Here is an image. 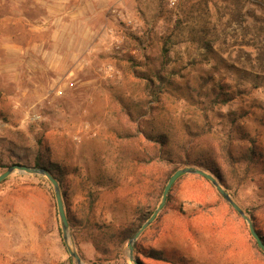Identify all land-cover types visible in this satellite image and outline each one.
Segmentation results:
<instances>
[{"label":"rangeland","instance_id":"rangeland-1","mask_svg":"<svg viewBox=\"0 0 264 264\" xmlns=\"http://www.w3.org/2000/svg\"><path fill=\"white\" fill-rule=\"evenodd\" d=\"M261 49L264 0H0V175L36 155L60 166L74 226L64 241L49 180L14 171L0 183V264H77L68 250L81 264H132L128 244L118 256L97 226L141 225L172 168L210 172L198 163L264 237ZM219 89L228 102L214 100ZM168 198L144 249L181 264H264L210 181L183 175Z\"/></svg>","mask_w":264,"mask_h":264},{"label":"trees","instance_id":"trees-1","mask_svg":"<svg viewBox=\"0 0 264 264\" xmlns=\"http://www.w3.org/2000/svg\"><path fill=\"white\" fill-rule=\"evenodd\" d=\"M263 52L264 51H262V49H261L259 51V54L262 55ZM259 62H260L259 63L260 67H262L261 62H263V60L260 59ZM212 94L214 95V100L215 101L220 100L221 104L228 102L229 96H230L229 93H226V91H223L221 89H219L218 92L217 91H212ZM0 117H2V116L0 115ZM232 122L234 123L235 121L233 120ZM164 143H165V138L162 136L160 138V140L155 141V143H154L155 145L154 146H158V148H159V147H162L164 145ZM159 150L160 151H158L157 153H154V155L150 158V160H160V159H162V157L160 156L161 149H159ZM227 158L230 161L232 160V156H231L229 151H228ZM244 159L249 161V162H251L253 160H256V153H255V150H254L253 146L247 149V152L244 154ZM196 164H197V162H196ZM198 165H199V167H202L204 170L210 171L209 172L210 175H212L214 178H216L221 183V181H220L221 177H219V175H217L216 173L211 171L209 167H206L202 163H198ZM32 167L46 169L50 173V175L56 180V182L59 185L60 190L63 188V182H64L63 179H64V176L66 174L64 173V170L60 166H58L57 164L51 163L48 160H43L42 158H40V156L36 155V157L34 158V163H33ZM178 170H179L178 167H173L171 172H170V174H169L168 179ZM182 177L183 176L179 177L176 181H178ZM199 177L203 178L202 176H199ZM168 179H167V181H168ZM203 179H205V178H203ZM205 180L208 181L207 179H205ZM166 200L167 201L169 200L168 195H167ZM152 214L153 213L146 214L143 218H141L140 219V222H142L141 225L139 224V225H135L134 227L133 226L126 227V228L121 229V230H115L113 227H110V226H97V230L99 231V230L106 229L108 232H110V234H111L110 235V240L114 241L116 243L118 256H122V249L125 246V244L129 243V241L134 237V235L138 232V230L141 228V226L146 221H148V219L151 217ZM66 219H67L68 226L70 228H73L74 226H73V223L71 222V217L66 214ZM249 219L251 220V222L253 221L251 216H250ZM150 227H151V225H148V227L146 229H148ZM255 232L257 233V235L259 236L260 240L264 244V237L257 230H255ZM142 233L140 234V236L137 238V240L134 242V245H133V253L136 254V256L141 254L146 259H150V260L155 261V262L167 263V264H181L182 263V258L173 256L175 253L174 254L173 253L169 254V253H166V251L163 250V249L157 250V251L156 250L144 249L143 246L138 243L139 239L142 236ZM256 246L259 249V251H262L258 247L257 244H256ZM134 260L137 261L138 264H139V261H138V259L136 257L134 258Z\"/></svg>","mask_w":264,"mask_h":264},{"label":"water","instance_id":"water-1","mask_svg":"<svg viewBox=\"0 0 264 264\" xmlns=\"http://www.w3.org/2000/svg\"><path fill=\"white\" fill-rule=\"evenodd\" d=\"M14 171H18L19 173L22 174H30V175H42L44 177H46L49 182L51 183L53 189H54V195H55V201H56V206H57V212H58V216L60 219V224H61V230H62V234H63V239L64 241H67L69 238V234H68V223H67V219L65 216V212L63 209V203L61 200V195H60V191H59V185L56 182V180L50 175V173L44 169V168H35V167H30V166H24V165H13L11 167H9L4 173H2L0 175V183L2 181H4L7 177H9ZM189 175V174H196L199 176H202L203 178L207 179L208 181L211 182V184L217 189V191L220 193V195L232 206V208L248 223L249 225V231L251 236L253 237V239L255 240L256 244L258 245V247L263 251L264 253V244L262 243V241L260 240L259 236L257 235V233L255 232L252 223L250 221V219L244 214V212L231 200V198L229 197V195L224 191V189L220 186L219 182L217 181L216 178H214L212 175H210L209 173L203 172L201 170H197V169H192V168H184V169H180L178 171H176L167 181L164 189H163V193H162V198H161V203L159 204V206L156 208V210L153 212V214L151 215V217L148 219V221H146L141 228L138 230V232L134 235V237L129 241L128 243V259L130 262H132V264H138L137 261L134 260L133 258V245L134 242L137 240V238L140 236V234L148 227V225H150L154 219L156 218V216L158 215V213L161 211V209L164 207L165 202H166V198L167 195L171 189V187L173 186V184L176 182V180L183 176V175ZM69 251V255L76 261L77 264H81V260L78 257V255L74 252V251Z\"/></svg>","mask_w":264,"mask_h":264}]
</instances>
